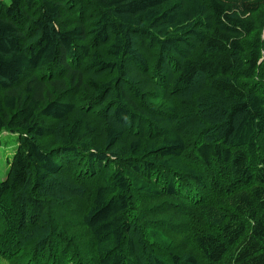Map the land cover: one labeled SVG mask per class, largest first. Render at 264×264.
I'll list each match as a JSON object with an SVG mask.
<instances>
[{
  "label": "trees",
  "instance_id": "16d2710c",
  "mask_svg": "<svg viewBox=\"0 0 264 264\" xmlns=\"http://www.w3.org/2000/svg\"><path fill=\"white\" fill-rule=\"evenodd\" d=\"M263 29L264 0H0V257L264 264Z\"/></svg>",
  "mask_w": 264,
  "mask_h": 264
},
{
  "label": "rangeland",
  "instance_id": "374dc122",
  "mask_svg": "<svg viewBox=\"0 0 264 264\" xmlns=\"http://www.w3.org/2000/svg\"><path fill=\"white\" fill-rule=\"evenodd\" d=\"M5 3L8 2V0H3ZM262 36H264V29L262 31ZM16 146V135L12 133H6L3 132L0 134V171L3 173L6 169V162L7 158H11L12 155V148L14 149ZM75 231H78L76 227H74ZM73 232V231H72ZM70 237V236H68ZM74 241V240H73ZM80 244L85 243V241H76ZM30 243H24L25 245H29ZM26 262V260H25ZM0 264H8V262L0 257Z\"/></svg>",
  "mask_w": 264,
  "mask_h": 264
}]
</instances>
